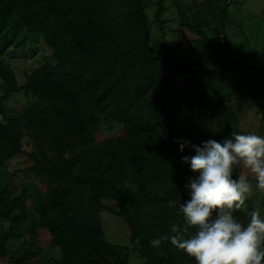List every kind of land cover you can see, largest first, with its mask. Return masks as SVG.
<instances>
[{"label": "trees", "instance_id": "16d2710c", "mask_svg": "<svg viewBox=\"0 0 264 264\" xmlns=\"http://www.w3.org/2000/svg\"><path fill=\"white\" fill-rule=\"evenodd\" d=\"M235 1L0 0V259L129 264L132 249L145 264H195L170 241H151L182 223L178 204L193 173L181 161L191 153H180L176 141L199 144L239 131L234 97L257 98L264 82L261 67L246 55L234 58L225 34L226 8ZM168 6L192 38L168 43ZM153 25L160 31L154 45ZM41 44L52 60L18 84L6 53L17 49L30 59ZM181 45L209 53L202 63L187 61ZM193 68L199 74L186 77ZM13 94L24 98L16 110L5 105ZM25 135L31 140L23 143ZM14 159L25 165L20 190ZM248 209L236 213L244 222ZM103 212L119 222L130 247L106 240ZM41 230L50 236L47 249L34 244ZM16 240L21 246L10 251Z\"/></svg>", "mask_w": 264, "mask_h": 264}, {"label": "clouds", "instance_id": "9594fccd", "mask_svg": "<svg viewBox=\"0 0 264 264\" xmlns=\"http://www.w3.org/2000/svg\"><path fill=\"white\" fill-rule=\"evenodd\" d=\"M176 143L180 153H191L181 161L193 173L178 204L182 223L151 244L170 241L195 264H262L264 211H251L247 222L236 213L254 190L264 191V134L233 129L221 140Z\"/></svg>", "mask_w": 264, "mask_h": 264}, {"label": "rangeland", "instance_id": "374dc122", "mask_svg": "<svg viewBox=\"0 0 264 264\" xmlns=\"http://www.w3.org/2000/svg\"><path fill=\"white\" fill-rule=\"evenodd\" d=\"M168 7V10L163 15L168 20L165 25V36L168 43L174 44L177 37L186 38L187 40L192 38L187 34L188 31L186 32V30L179 27L175 19V9L170 6ZM226 9L229 19L225 26V34L231 48L234 50V58L240 60V57L246 55L245 61L261 67L264 74V0H237L229 3ZM152 11H154V8ZM152 11L149 12L150 16L152 15ZM159 36L160 31L153 25L150 32V43L153 45L160 43ZM208 53L203 48L192 47V49H189L187 45H181L178 51V54L181 57H185L187 61L197 60L200 63H202L201 55H208ZM23 54L24 51L11 49L5 55V62L11 63L15 70L18 84L24 83L25 74L30 73L45 61L52 60L49 57L51 54L50 48L44 44L40 45L37 53L30 59L24 58ZM192 71L199 74V71L193 68L188 70L185 76L189 77V73ZM233 82L234 79L229 80L230 84H233ZM256 89L258 90L257 98L239 95L234 97L233 103L238 114L239 132L264 134V82L259 84ZM23 103L24 98L22 96L13 94L6 100L5 105L8 109L16 110ZM262 109L263 111H261ZM27 140H31V135H25L22 139L23 143ZM26 144L25 146H28V143ZM19 161L18 159H14L10 167L11 171H15L12 174V178L17 190H20L22 183L25 181V175L18 172L25 165ZM252 182L255 184L254 179ZM28 203L30 202L28 201ZM248 205H251V209L243 212L246 216H249L253 210L264 211V191L254 190L244 204V206ZM102 216L104 217V220L102 218V226L106 240L117 245L130 247L129 237L119 222L105 212L102 213ZM20 244V240L12 241L9 243L8 248L10 251H16L21 246ZM34 244L38 248L47 249L50 244L49 234L45 230L39 231ZM129 255V264H145L144 259L140 258L132 249ZM7 260V257L1 258L0 264H6Z\"/></svg>", "mask_w": 264, "mask_h": 264}]
</instances>
